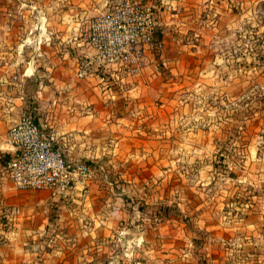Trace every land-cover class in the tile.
<instances>
[{"label":"rangeland","instance_id":"1","mask_svg":"<svg viewBox=\"0 0 264 264\" xmlns=\"http://www.w3.org/2000/svg\"><path fill=\"white\" fill-rule=\"evenodd\" d=\"M151 1L157 16L164 4ZM183 2L188 25L170 29L139 77L96 78L110 89L97 101L116 110L108 126L129 118L108 148L127 136L128 156L84 161L86 184L64 198L1 193L0 264H232L264 247V0ZM25 3L42 0H0V24L14 28L5 37L47 23ZM7 65L0 59L1 75ZM25 101L17 119L34 110L41 121L40 105Z\"/></svg>","mask_w":264,"mask_h":264},{"label":"crops","instance_id":"2","mask_svg":"<svg viewBox=\"0 0 264 264\" xmlns=\"http://www.w3.org/2000/svg\"><path fill=\"white\" fill-rule=\"evenodd\" d=\"M181 1L184 0H161L164 5H161L156 17L159 27L162 28L163 45L173 34L171 30L182 31V27H186L189 23L187 13H180V8L185 5ZM71 4L76 5V9L75 6H67ZM105 4L106 0H42L38 6L25 3L23 5L29 8L38 7L40 12L43 14L45 12L47 23H31L29 27L25 26L24 31H29L30 34L18 40L5 37L4 32L12 31L14 28L0 24V59H5L9 64L5 67L4 73L0 74V194L2 193L5 198L16 193L11 188L5 166L2 165L4 156L8 154L6 137L8 129L17 120L21 106L26 104V96H29L36 105L39 104L43 111L38 124L44 128L54 127L57 130L61 145L66 150L67 163L93 162L92 160L106 159V157L113 159L115 156L123 159L128 156V150L123 146L127 136L121 138L123 143L121 141L115 148L111 145V148H108L109 144L107 145L106 139L108 140L109 136L116 137L113 132H118L123 120L129 119L125 117L112 120L111 125L108 126L109 112L116 110L111 106L109 108L103 106L97 101L96 95L108 94L110 89L104 92V85L97 83L96 78L84 80L76 78V58L87 53L82 43V34L89 18L104 10ZM166 4L170 6V12ZM74 16H76V38L67 34L74 22L68 19ZM74 46L76 49H73ZM68 50H71L73 55L68 56ZM175 62L176 60L169 56L168 65ZM157 79L159 77L156 76L155 83ZM33 82L35 88L31 85ZM30 87L33 90L30 91ZM137 93L139 92L129 91L127 94L134 96ZM59 100L64 101L63 105L56 104ZM86 107L88 112H85ZM108 129L112 132L108 133ZM86 181L87 179H81L76 182V186H83ZM247 255L249 260L239 258L232 264H245L247 260L246 264L253 262L264 264L261 263L264 259V247L253 248ZM257 259L258 263H256ZM217 264L225 263L223 260Z\"/></svg>","mask_w":264,"mask_h":264},{"label":"built area","instance_id":"3","mask_svg":"<svg viewBox=\"0 0 264 264\" xmlns=\"http://www.w3.org/2000/svg\"><path fill=\"white\" fill-rule=\"evenodd\" d=\"M151 0H106L82 34L87 53L78 60L76 78H97L102 84L139 77L163 44ZM34 110L22 113L6 138L7 178L15 192L66 194L90 174L83 163L69 164L53 128L36 123Z\"/></svg>","mask_w":264,"mask_h":264},{"label":"trees","instance_id":"4","mask_svg":"<svg viewBox=\"0 0 264 264\" xmlns=\"http://www.w3.org/2000/svg\"><path fill=\"white\" fill-rule=\"evenodd\" d=\"M156 37L159 39V38H160V34L157 33V34H156ZM8 159H9V155L6 154V155L4 156V161L2 162V165H3V166L6 165V162L8 161ZM69 193H70V190H69L64 196H62L61 198L67 197V196L69 195Z\"/></svg>","mask_w":264,"mask_h":264}]
</instances>
